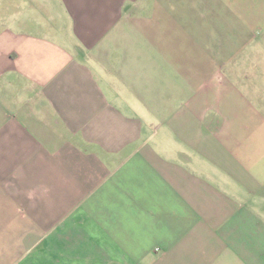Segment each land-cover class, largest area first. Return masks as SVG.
I'll list each match as a JSON object with an SVG mask.
<instances>
[{
    "label": "crops",
    "instance_id": "1",
    "mask_svg": "<svg viewBox=\"0 0 264 264\" xmlns=\"http://www.w3.org/2000/svg\"><path fill=\"white\" fill-rule=\"evenodd\" d=\"M262 33L264 0H0V264H264Z\"/></svg>",
    "mask_w": 264,
    "mask_h": 264
},
{
    "label": "rangeland",
    "instance_id": "2",
    "mask_svg": "<svg viewBox=\"0 0 264 264\" xmlns=\"http://www.w3.org/2000/svg\"><path fill=\"white\" fill-rule=\"evenodd\" d=\"M262 35H264L263 33H262ZM256 54H258V52L257 51H253L252 52V54H251V57L252 58H256ZM261 57V56H260ZM258 69H260V71L262 72V73H264V68L262 67V66H260ZM257 68H256V70H258ZM256 74H258V73H256Z\"/></svg>",
    "mask_w": 264,
    "mask_h": 264
}]
</instances>
